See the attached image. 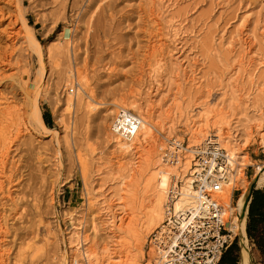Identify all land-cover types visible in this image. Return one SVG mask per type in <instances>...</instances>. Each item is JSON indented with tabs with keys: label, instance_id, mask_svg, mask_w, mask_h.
Returning a JSON list of instances; mask_svg holds the SVG:
<instances>
[{
	"label": "rangeland",
	"instance_id": "obj_1",
	"mask_svg": "<svg viewBox=\"0 0 264 264\" xmlns=\"http://www.w3.org/2000/svg\"><path fill=\"white\" fill-rule=\"evenodd\" d=\"M153 4L149 0H20L26 21L42 43L46 66L37 105L41 114L47 111L58 133L44 132L28 122L32 92H25L24 83H29L27 89L33 87L39 65L35 56L25 54L20 35L14 34L15 50L6 47L12 61L3 69L0 106L9 104L8 112L14 111L16 123L30 127L20 133L8 158L17 161L22 176L16 174L17 183L10 187V194L0 192V221L6 225L5 236L0 238V264H64L66 258V264H71L77 253L70 250L66 239L73 223H82L88 240L91 238L88 213L98 214L99 205L88 211L85 183L93 181L96 196L113 199L119 187L113 175L114 143L107 139L111 102H127L137 86L142 90L140 102L148 101L149 108L157 109L159 115L178 100L184 105L199 100L211 102L236 70L237 59L244 56V62L249 60L248 71L264 61V0H155ZM0 5L7 11L0 20V49H4L10 43L6 33L23 30L19 21L8 26L9 19L18 13L15 3ZM150 10L163 12L165 20L175 22L176 30L168 34L167 47L187 66L179 80L180 89L167 84L173 76L170 62L174 57L160 68L159 84L152 87L149 71L156 60L150 54L157 38ZM51 40L54 43L49 45ZM228 40L234 44L232 52L224 46ZM73 68L84 74V88L91 98L84 95L80 101L74 100L68 110L64 83ZM260 72H264V66L259 67L257 74ZM239 85L245 86L247 93L255 88L246 82L245 73ZM94 104L96 108L91 110ZM59 116L64 119L62 124ZM0 117L8 115L0 112ZM259 137L254 128L243 147L249 163L244 167L243 184L231 198L232 205L239 197H247L256 186L252 182L255 168L264 166V144ZM182 142L186 145L185 135ZM134 157L125 155L126 160ZM148 174L146 170L145 176ZM122 195L125 211L120 206L108 208L111 214L122 217L120 221L114 218V226L110 223L105 229L99 223L102 217H94L99 231L93 240L99 253L103 244L109 243L112 258L108 262L112 263H116L118 253L125 252L117 239L120 243L127 240L123 223L129 220L130 199L128 194ZM108 235L114 236L115 242L107 239ZM233 236L239 245V236ZM91 243L89 240L87 246ZM28 244L35 246L32 257L25 254L31 252ZM248 248V264H262L263 257L249 238ZM18 257L21 260L17 263Z\"/></svg>",
	"mask_w": 264,
	"mask_h": 264
},
{
	"label": "bare ground",
	"instance_id": "obj_2",
	"mask_svg": "<svg viewBox=\"0 0 264 264\" xmlns=\"http://www.w3.org/2000/svg\"><path fill=\"white\" fill-rule=\"evenodd\" d=\"M149 1L154 5L155 0ZM1 2L15 3L18 13L15 14L14 19H9L8 26L19 21L23 32L11 30L6 33L10 43L6 44L4 49H0V81L4 78V67L10 65L12 61L11 51L8 52L6 47L9 45L12 50H15L16 43L13 40L16 35L14 34H18L25 47V54L27 53L31 57L35 56L39 65L33 87L27 89L29 83H24L25 92L28 90L32 92V97L28 102V122L35 128L38 126L44 132L57 135L56 129L44 124L41 110L37 105V97L46 67L42 43L34 35L32 25L26 21L24 10L20 7V0H0ZM150 12L149 17L157 38L156 42L151 45L150 54L156 60V64L152 65L149 71L151 72L150 81L154 88L159 84L157 73L160 68L167 63V60L169 62L174 57V52L170 53L168 50L167 41L170 39L168 34H173L176 27L172 19L165 20L163 18V12L155 13L154 10H150ZM6 13V9L0 5V20L5 18ZM63 33L67 34V32ZM232 40L234 39L232 38ZM232 40H228L224 44L229 52H232L234 48ZM51 43L54 41L51 40L49 45ZM243 58L244 56L236 60L234 64L236 70L228 78L227 84L222 87L219 96L214 101L199 100L184 105L178 100L170 109H165L159 115L156 113L157 109L149 108L148 101L140 102L142 90L140 86H137L134 88L133 96L127 102H111V107L108 109L110 124L107 127V139L114 143L115 155L113 156L116 169H114L113 175L117 176L119 186L114 194L117 197L113 199V196L108 197L102 194L96 196L93 193L95 191L92 188L93 181L85 183L84 188L87 190L88 211L94 205H99L98 214L102 217L99 223L101 226H105V229L110 223L114 226V218L119 221L122 219L118 214H111L108 208L120 206L119 208L125 211L127 206L126 202L122 200L124 198L122 194H128L130 203L127 208L129 211L127 218L129 220L127 223H123L125 225L123 232L126 234L125 239L127 240L120 243L121 240L117 239L118 244L124 246L125 252L116 255L117 259H114L116 263L108 262L112 258L108 242H105L100 253L98 252L97 243L93 240L99 231L98 224L94 219L98 214L89 211L88 222L92 233L89 240L92 243L87 246L89 240L83 229V224L73 223V229L68 233L66 239L70 250H75L77 253L72 258L71 264H159L162 255L154 246L152 239L149 238L150 233L161 227L168 217L167 206L171 205V213L175 216L197 209L198 196L193 183L196 181L201 167L198 160L195 159L194 153L199 147L202 148L207 142L212 141L218 143L227 154L226 179L220 184L221 189L217 193L223 205V218L231 221L229 226L232 231L231 239L233 235L239 236L241 257L239 264H248L250 252L245 232L248 197H239L236 200V205H232L231 198L244 182V167L249 163V160L247 154L243 152V147L252 138L254 128L258 131L261 144H264V72L257 74L259 67L264 66V61H260L256 68L248 71L250 62L249 60L244 62ZM170 65L174 72L167 84H173L174 87L180 89L179 80L187 66H184L183 60L178 56L174 57V61L170 62ZM244 73L246 82L255 87L248 93L245 91V86L239 85ZM84 81V74L79 68L69 70V75L64 83L67 95L65 102L68 110L72 108L74 100L78 102L84 95L91 98L84 88ZM252 94L254 96H251ZM8 105L0 106V110L3 109L0 112L8 115L5 119L0 117V192L10 194L9 189L17 183L16 174H20V168L16 165L17 161L12 162L8 158L11 151L16 148L13 146L19 139L20 133L23 130H28L30 126L16 123L15 113L14 111L8 112ZM90 107L91 110L96 108L95 104ZM135 116L139 119V124L132 125V127L126 126L128 119L131 120ZM58 120L61 124L64 122L62 116H59ZM184 135L187 137L186 145H182V136ZM172 138L176 139L172 141ZM165 149L181 152L183 155L177 163L169 164L165 158ZM125 155H135V157L133 160H126ZM83 164L85 163L83 162ZM138 166L140 169L133 172L132 169ZM255 169L256 174L252 182L257 187H263L264 166H257ZM146 170L149 171L148 176H145ZM130 183L133 185L128 189ZM172 190L174 193L170 198ZM121 223L119 225H122ZM5 228V223L0 221V238L5 236ZM107 239H111V241L113 239L115 242L112 235H108ZM1 246L0 241V251ZM27 246L31 252L25 254L32 257L35 246L29 244ZM145 247H147L146 250ZM144 259L147 260L146 263L143 262ZM20 260L18 257L17 263ZM68 261L66 258L63 263L66 264Z\"/></svg>",
	"mask_w": 264,
	"mask_h": 264
},
{
	"label": "built area",
	"instance_id": "obj_3",
	"mask_svg": "<svg viewBox=\"0 0 264 264\" xmlns=\"http://www.w3.org/2000/svg\"><path fill=\"white\" fill-rule=\"evenodd\" d=\"M139 119H128L126 126L139 124ZM183 145V142H182ZM195 154L201 171L193 183L198 196V206L193 212L172 215L167 206L168 217L161 227L150 233L154 246L162 255L159 264H217L222 252L233 240L229 226L231 221L223 218L220 184L226 179L227 154L218 143L207 142ZM169 164L178 162L181 152L167 151ZM174 190L170 192V198Z\"/></svg>",
	"mask_w": 264,
	"mask_h": 264
},
{
	"label": "trees",
	"instance_id": "obj_4",
	"mask_svg": "<svg viewBox=\"0 0 264 264\" xmlns=\"http://www.w3.org/2000/svg\"><path fill=\"white\" fill-rule=\"evenodd\" d=\"M47 114V111L42 114L44 124L52 127ZM246 219V236L254 244L258 252L261 253L263 257L262 264H264V185L261 188H254L252 190ZM239 259V245L237 238H235L222 252L217 264H238Z\"/></svg>",
	"mask_w": 264,
	"mask_h": 264
},
{
	"label": "crops",
	"instance_id": "obj_5",
	"mask_svg": "<svg viewBox=\"0 0 264 264\" xmlns=\"http://www.w3.org/2000/svg\"><path fill=\"white\" fill-rule=\"evenodd\" d=\"M254 188H261V187H257V186H255V187H253V188L247 193L248 202H249V200H250V198H251V192H252V190H253ZM248 205H249V203H248ZM247 211H248V206H247ZM246 217H247V213H246ZM263 229H264V225H263ZM239 260H240V259H239ZM238 263H239V262H238Z\"/></svg>",
	"mask_w": 264,
	"mask_h": 264
}]
</instances>
